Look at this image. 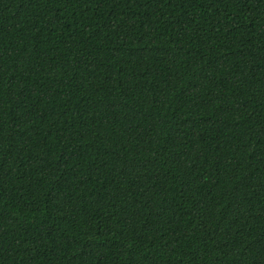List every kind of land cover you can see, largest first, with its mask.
<instances>
[{"label": "trees", "instance_id": "trees-1", "mask_svg": "<svg viewBox=\"0 0 264 264\" xmlns=\"http://www.w3.org/2000/svg\"><path fill=\"white\" fill-rule=\"evenodd\" d=\"M0 264H264V0H0Z\"/></svg>", "mask_w": 264, "mask_h": 264}]
</instances>
